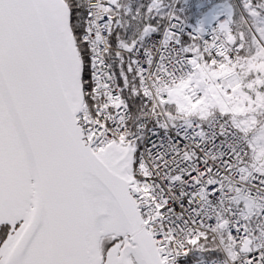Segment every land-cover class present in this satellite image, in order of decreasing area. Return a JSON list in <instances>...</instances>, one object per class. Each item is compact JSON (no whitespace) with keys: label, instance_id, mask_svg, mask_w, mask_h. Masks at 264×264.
Wrapping results in <instances>:
<instances>
[{"label":"snow or ice","instance_id":"1","mask_svg":"<svg viewBox=\"0 0 264 264\" xmlns=\"http://www.w3.org/2000/svg\"><path fill=\"white\" fill-rule=\"evenodd\" d=\"M0 264H264V0H0Z\"/></svg>","mask_w":264,"mask_h":264}]
</instances>
